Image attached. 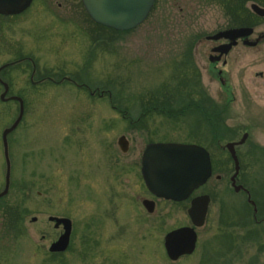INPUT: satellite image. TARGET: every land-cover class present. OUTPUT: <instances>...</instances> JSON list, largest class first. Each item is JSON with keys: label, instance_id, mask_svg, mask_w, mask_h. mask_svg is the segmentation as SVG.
<instances>
[{"label": "rangeland", "instance_id": "rangeland-1", "mask_svg": "<svg viewBox=\"0 0 264 264\" xmlns=\"http://www.w3.org/2000/svg\"><path fill=\"white\" fill-rule=\"evenodd\" d=\"M37 1L18 17H0V66L19 56L30 58L33 80L66 77L90 92L104 91V96L90 98L85 87L66 82L30 87L27 62L1 71L0 78L9 85L7 96L21 95L25 102L20 124L7 136L10 194L0 205V264H264V222L249 226L264 221V159L254 150H264V41L229 56L228 88L197 69L212 103L225 108L222 120H211L207 127L222 129L225 138L218 144L247 134L235 150L238 182L256 210L247 203L248 217L244 194H234L229 187L231 161L209 140L205 126L190 131L194 115L169 121L150 113L140 125L129 127L114 110L126 111L124 116L134 122L141 103L150 101L152 91L167 82L173 66L183 60L185 46L230 25L219 5L214 0H155L144 22L115 35L84 21L79 0L46 1L51 6L61 3L49 10L80 24L83 32L53 20ZM253 31L250 39L264 34V18ZM95 36L99 40L93 46ZM197 51L206 64L207 45H198ZM16 116L15 103L0 101V134ZM121 136L128 142L124 154L116 146ZM149 143L200 144L215 164L203 188L211 194L210 202L202 225L195 229L194 250L174 261L164 254L162 238L169 230L190 226L188 204L160 201L147 215L133 200L142 193L138 161ZM111 161L118 165V179L106 176ZM3 176L0 138V192ZM17 203L19 210L14 209ZM9 207L23 214L18 235L6 225ZM49 216L71 222L68 247L57 256L47 248L61 229L53 228Z\"/></svg>", "mask_w": 264, "mask_h": 264}, {"label": "water", "instance_id": "water-1", "mask_svg": "<svg viewBox=\"0 0 264 264\" xmlns=\"http://www.w3.org/2000/svg\"><path fill=\"white\" fill-rule=\"evenodd\" d=\"M32 0H0V16H14L23 12ZM81 5L91 21L95 24L112 29L117 32H125L139 26L147 17L154 0H80ZM250 12L258 18H264V7L257 4L248 6ZM253 33L250 27L229 28L219 31L210 40L224 39L230 43L229 48L237 39H245L246 47H254L258 40H264V34L258 36L252 42L248 40ZM0 101L16 100L19 104L18 114L13 123L1 132V145L5 163L4 185L0 192V198L5 196L9 186V161L7 157L6 136L12 132L21 120L23 105L19 98H5L7 86L2 85ZM247 137L244 133L239 141L228 142L223 148L227 151L233 163V174L230 177V185L234 192L243 189L235 185L238 173V162L234 153V147L242 144ZM121 152L127 151V141L123 136L117 140ZM140 175L146 189L155 197L173 202L186 200L189 194L202 186L211 176V165L207 152L200 146L182 143H149L146 144L140 157ZM247 203L255 208L253 202L247 198ZM147 212H152V203L144 202ZM208 206V198L199 196L190 201L187 216L193 227H200L205 219ZM31 222L35 218L30 219ZM47 221L53 224V228L60 227L61 233L56 241L49 244L47 252L50 254L63 253L69 244L71 222L67 218L47 217ZM196 240L193 228L182 227L168 232L163 238V247L167 258L176 260L184 254H191Z\"/></svg>", "mask_w": 264, "mask_h": 264}, {"label": "flooded vegetation", "instance_id": "flooded-vegetation-1", "mask_svg": "<svg viewBox=\"0 0 264 264\" xmlns=\"http://www.w3.org/2000/svg\"><path fill=\"white\" fill-rule=\"evenodd\" d=\"M34 1H37V0H32L31 1V3H30V5L23 11V12H21V13H19V14H17V15H14V16H0V17H2V18H9V17H18V16H20V15H22L23 13H25V12H27L29 9H31L32 7H34ZM218 5H219V7L220 8H222L221 7V5H220V3H219V0H214ZM237 1L238 0H230L229 2L231 3V4H237ZM38 2V4H40L41 3V5L40 6H43V8L45 9V11L47 12V13H49L50 15H52V17H53V20H55L56 19V21L57 22H59V23H70L71 25L73 24V26H75L79 31H81V32H83L84 30H83V28H81V26H80V24L78 25L77 23L76 24H74V22H66L67 20H65V19H63V18H61V17H59V16H57L54 12H53V10L51 11V10H49L51 7L52 8H60L61 7V3H56V6H51V4L50 3H48V1H46V0H38L37 1ZM154 2H155V0H154ZM154 2H153V6L152 7H154ZM239 2H241V0H239ZM79 7H80V13H81V11H82V14H83V16H84V21L86 20L88 23L90 22V24L92 23L94 26H96L97 24H95L93 21H91L90 19H89V17L87 16V14L85 13V11H84V9H83V7H82V5H81V2H80V0H79ZM242 4H243V6H249L250 4H255V3H253V2H251V1H243L242 2ZM150 12V11H149ZM149 14V13H148ZM148 16V15H147ZM147 18V17H146ZM145 18V19H146ZM83 19V18H82ZM145 21V20H144ZM143 21V22H144ZM86 22V23H87ZM63 24H61V25H63ZM65 25V24H64ZM257 26V25H256ZM256 26H254V27H256ZM254 27H250V28H252V29H254ZM230 27H227V28H225V29H223V30H226V29H229ZM231 28H239V27H231ZM223 30H218V31H216V32H214V33H212V34H210V35H205V36H203L202 38H198V37H196V40L195 39H193L192 41H190V43L187 45V46H185V52L184 53H186L188 50H190V57H189V61L191 62V64L194 66V68L197 70L198 68H199V70L200 71H203V73H205L207 76H209V77H211V78H213V79H217L218 81H219V83H220V85L222 86V87H224V89L225 88H228L227 87V76H226V68L228 67V58H229V56L233 53V51H235L236 49H241V48H245L246 46L243 44V42L245 41V39H237V40H235V44H233V45H231L229 48H226V45H228L230 42L228 41V40H224V39H218V40H210V39H208V37H211V36H213L214 34H216L217 32H219V31H223ZM92 31H94V33H96V30L95 29H93ZM80 32V33H81ZM254 32V31H253ZM97 34V33H96ZM253 34V33H252ZM252 34H251V36H252ZM260 35H262V33H258V34H256V37L254 38V39H250V36H249V38H248V40L249 41H253V40H255L258 36H260ZM202 41V42H201ZM264 40L263 39H260V40H258V43L255 45V46H257L258 44H260V43H262ZM96 43H97V37L95 36V39H94V41H93V46H95L96 45ZM206 44L207 45V50H208V54L206 55V64H203L202 62H201V56H200V54L198 53V51H197V48H198V45H201V44ZM254 46V47H255ZM253 47V48H254ZM19 51V50H18ZM90 52V51H89ZM17 55V54H16ZM198 56L200 57L199 58V60H198ZM25 62H27L28 63V65L30 66V75H29V81H28V84L31 86V87H37V86H39V85H42V84H45V83H50V84H52V85H58V84H60V83H64V82H66L67 84H70V85H73V86H75V87H77V88H80V87H85L86 88V86L84 85V84H75L71 79H68V78H66V77H62V79H60V80H58V81H54V80H52L50 77H48V76H43V77H40L38 80H33V76H34V73H35V65H34V62L30 59V58H26V57H17L16 59H14V60H12V61H10V62H7V63H5V64H3V65H1L0 66V73H1V71H3V70H6V69H8V68H11V67H17V68H21V66H22V64H25ZM199 82H200V86L202 87V89H203V96L200 98V99H202V100H205V101H209V102H212V100L210 99V96L207 94V92H206V90L204 89V87L201 85V81H200V79H199ZM3 84H5L6 86H7V92H6V95H5V97L6 98H9V97H15V98H19L20 100H21V102H22V105H23V113H24V102H25V100H23L24 99V97L22 98L21 97V95H8L7 96V94H8V91H9V85H7V83H5L4 81H2V79L0 78V87H1V89H2V91H3V87H2V85ZM86 90L88 91V95H89V97L90 98H94V99H97V92H90L89 91V89L88 88H86ZM24 101V102H23ZM15 103L16 104V109H17V114H18V110H19V104H18V102L16 101V100H10V101H7V102H4V103ZM208 107V106H207ZM23 113H22V117H23ZM22 117H21V120H22ZM123 119H127L128 120V124H130V125H132V121H129V119L128 118H124V116H121ZM86 119V117L84 116L82 119H81V121H79V123H82V121L83 120H85ZM21 120L19 121V123H18V125L20 124V122H21ZM17 125V126H18ZM17 126L15 127V129L12 131V132H10L9 134H11V133H13L16 129H17ZM202 126H205L204 124H201L200 125V128H202ZM207 127V126H206ZM205 127V128H206ZM206 130H207V128H206ZM8 134V135H9ZM7 135V136H8ZM7 136H6V142H7ZM0 137H1V134H0ZM242 137V136H241ZM240 137V138H241ZM125 138V137H124ZM240 138H239V140H240ZM117 140H118V138L116 139V146H117V148H118V150H119V152L120 153H122V154H124V153H126V152H121L120 151V149H119V146L117 145ZM126 140V139H125ZM238 140V141H239ZM127 141V140H126ZM228 142H237V141H228ZM228 142H226V143H228ZM226 143H224L223 145H219V144H217L218 145V147L221 149V150H223V151H225L226 152V154H227V156H228V159L231 161V164H232V173L229 175V177H228V182H229V187H230V189L232 190V188H231V185H230V177L232 176V174H233V163H232V160L230 159V157H229V155H228V153H227V151L223 148V146L226 144ZM244 143V142H243ZM242 143V144H243ZM183 144V143H182ZM242 144H240V145H242ZM194 145H197V146H200L201 148H203L206 152H207V154H208V157H209V161H210V165L212 166V155L207 151V149L204 147V146H202V145H200V144H194ZM240 145H237V146H235L234 147V153H235V156H236V159H237V162H238V158H237V155H236V147H238V146H240ZM2 146V145H1ZM145 147V146H144ZM127 148H128V142H127ZM144 149V148H143ZM7 150H8V142H7ZM143 151V150H142ZM142 151H141V153H140V157H141V154H142ZM2 155H3V153H2ZM3 161H4V159H3ZM119 165H121V164H119ZM118 165L117 164H115L114 162H112L111 161V164L109 165V167H108V169H107V172H106V176L107 177H112L113 179L114 178H119V175L120 174H118V167H117ZM135 166V165H134ZM238 167H239V162H238ZM138 172H139V175H140V159H139V161H138ZM213 172H212V169H211V176L209 177V179L202 185V186H200L199 188H197V189H195V190H193L190 194H189V197L186 199V200H183V201H180V202H173V201H170V200H164V199H161V198H157V197H155L152 193H150L147 189H146V187L144 186V183H143V181H142V178H141V175H140V177H139V181H140V185L142 186L141 187V191L140 192H142L141 194H135V196H134V201L136 200V202H137V204L139 205V207L141 208V210L143 211V212H145V214H147V215H151L153 212H154V210H155V206H156V204H157V202H160V201H163V202H166V203H170V204H174V205H181L182 203H187L188 204V207H187V209H186V216H187V210H188V208H189V204H190V201L193 199V198H196V197H199V196H206L207 198H208V205H209V202H210V196L209 195H211V194H206L205 192H203V188L205 187V185L207 184V182L210 180V178L212 177V174ZM4 174H5V163H4ZM239 169H238V173H237V176H236V178H235V185H238V186H241L243 189H240L238 192H234L233 190H232V192L234 193V194H239V193H242V194H244V196H245V200H246V203H247V198H249L250 196V194H249V192L242 186V185H240L239 184ZM9 177H10V172H9ZM220 175H216L214 178H215V180H220ZM10 179V178H9ZM3 185H4V176H3ZM8 188H9V186H8ZM10 193L7 191L6 192V194H5V196L6 195H9ZM5 196H3L2 198H0V205H4L5 204V200H4V197ZM116 196H118V195H116ZM250 199V198H249ZM144 202H151L152 203V212H147L146 211V209L144 208V205H143V203ZM17 205H18V203L16 204V206H15V208L14 209H16L17 208ZM20 205V204H19ZM9 209H11V207H9L8 208V210ZM17 210H19L18 208H17ZM207 210H208V206H207ZM206 214H207V211H206ZM205 217H206V215H205ZM187 218H188V216H187ZM188 221H189V218H188ZM189 225L190 226H180V227H178V228H182V227H190V228H193V231L195 232V229H198V228H200V227H193L192 225H191V223H190V221H189ZM52 226H53V224H52ZM178 228H174V229H172V230H175V229H178ZM57 229H60V227H58ZM172 230H169L168 232H170V231H172ZM168 232H166L165 234H164V236L168 233ZM195 235H196V232H195ZM164 236H163V238H164ZM197 237V236H196ZM163 238H162V248H163V251H164V254H165V250H164V247H163ZM194 250V249H193ZM188 255H190V254H188ZM187 254H184V255H181V256H179L177 259H180V258H182V257H186V256H188ZM176 259V260H177Z\"/></svg>", "mask_w": 264, "mask_h": 264}, {"label": "trees", "instance_id": "trees-1", "mask_svg": "<svg viewBox=\"0 0 264 264\" xmlns=\"http://www.w3.org/2000/svg\"><path fill=\"white\" fill-rule=\"evenodd\" d=\"M230 0H219L221 5V9L223 13L229 18L230 25L228 27H254L257 25V22L261 20L257 18L255 15L249 12V10L243 6L242 2L244 1H251L257 5H263L264 7V0H239L237 4H231ZM97 28L107 30L115 35L125 34L130 32H117L112 29L97 25ZM99 38L97 37V41ZM183 60L179 63H176L173 66V74L168 78V81L165 82L160 87L154 89L151 93V99L148 102L141 103L142 107L139 111L138 117L132 125L128 124L129 127H135L136 125H140L143 120H145L150 113H154L155 115H159L164 117L169 121H181L182 119L189 118L190 116L194 115V130H190L194 133V131L199 128L201 124H204L205 127L210 125V121L213 120L214 122L222 120V113L225 110L224 107L219 106L217 107L214 103L205 101L200 99L203 94V89L200 86L199 82V75L198 71L194 68V66L189 61L190 57V50L183 54ZM186 57V60H185ZM174 82V85H173ZM31 87V86H30ZM35 88V87H33ZM107 92V91H106ZM109 95V93H106ZM104 96V91L97 92V97ZM112 104V102L110 101ZM208 106V107H207ZM115 111L121 113L124 116L126 111H122L121 109L114 108ZM207 113L210 114L207 117ZM124 118H127L124 116ZM127 120V119H125ZM206 127V128H207ZM205 128V129H206ZM226 129V128H225ZM225 129L223 128L224 132ZM213 131V132H212ZM207 137H209L212 143L216 145L220 141L225 138L224 133H222V129L217 126L215 129H208L207 128ZM260 153L262 159H264V150L258 147H254V150ZM212 172L215 171V164L212 161L211 166ZM261 190L264 191V185H262ZM264 193V192H263ZM248 211V217L250 216L249 213L251 211V207L246 203ZM6 210V209H5ZM11 209H7L5 211V215L7 216V228L13 229L14 232L18 235L19 232H22L21 229L17 227H22V213H17L16 211H12ZM257 213V212H256ZM19 214V215H18ZM252 214V213H251ZM257 215V214H256ZM255 215V216H256ZM250 219V218H249ZM259 219L256 216V220ZM258 223H252L249 226L256 227L263 223L264 221L259 219ZM247 226V224H246ZM15 234V235H16ZM6 235V234H5ZM4 235V236H5ZM225 235H223L224 237ZM50 254V253H49ZM62 254V253H60ZM60 254H50L51 256H57Z\"/></svg>", "mask_w": 264, "mask_h": 264}]
</instances>
